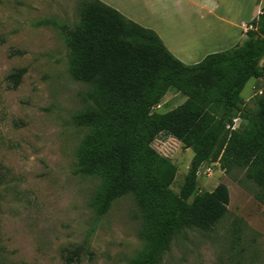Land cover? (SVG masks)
Here are the masks:
<instances>
[{
	"label": "rangeland",
	"instance_id": "1",
	"mask_svg": "<svg viewBox=\"0 0 264 264\" xmlns=\"http://www.w3.org/2000/svg\"><path fill=\"white\" fill-rule=\"evenodd\" d=\"M81 1L0 0V264H64L66 252L76 247L81 254L74 264H131L149 252L132 194L117 198L99 216L105 177L77 172L91 156L114 146L110 129L74 123L88 109L83 100L88 88L70 76L63 27L78 24ZM18 69L25 73L10 89L6 77ZM238 71V64L218 69L204 84L216 96ZM263 94L264 75L249 80L240 96L253 107ZM186 100L170 89L153 112L164 114ZM240 123L235 120L234 129ZM155 137L172 136L160 131ZM154 138L149 148L174 168L169 190L175 196L193 152L178 140L176 151L164 158ZM211 164L199 167L197 193L224 185L227 214L210 231L177 233L161 264H264L263 189L246 169L226 172L219 162Z\"/></svg>",
	"mask_w": 264,
	"mask_h": 264
},
{
	"label": "trees",
	"instance_id": "2",
	"mask_svg": "<svg viewBox=\"0 0 264 264\" xmlns=\"http://www.w3.org/2000/svg\"><path fill=\"white\" fill-rule=\"evenodd\" d=\"M77 14L76 26L63 27L72 56L70 76L88 88L83 96L88 109L75 116L74 123L114 132V146L91 156L77 172L105 177L99 216L114 200L132 194L149 252L131 264H161L177 233L210 231L227 214L229 195L224 185L197 193L203 163L219 162L226 172L246 169L264 191V94L253 107L240 96L249 80L264 75V11L248 25L240 44L208 54L194 65L176 59L152 30L98 0H82ZM3 42L0 36V45ZM232 64L239 65L236 78L215 96L204 78ZM24 73L18 69L9 74L8 87L15 89ZM170 89L187 100L164 114L154 113ZM235 119L241 121L237 129ZM160 131L193 152L175 196L169 190L173 166L149 148ZM80 254L79 247L67 251L64 264L76 263Z\"/></svg>",
	"mask_w": 264,
	"mask_h": 264
},
{
	"label": "crops",
	"instance_id": "3",
	"mask_svg": "<svg viewBox=\"0 0 264 264\" xmlns=\"http://www.w3.org/2000/svg\"><path fill=\"white\" fill-rule=\"evenodd\" d=\"M98 1L152 30L185 65L197 64L208 54L241 42L245 29L264 11V0Z\"/></svg>",
	"mask_w": 264,
	"mask_h": 264
},
{
	"label": "built area",
	"instance_id": "4",
	"mask_svg": "<svg viewBox=\"0 0 264 264\" xmlns=\"http://www.w3.org/2000/svg\"><path fill=\"white\" fill-rule=\"evenodd\" d=\"M235 120H238V119H235ZM233 129H234V127H233ZM153 142L155 144H158L160 147H162V150H164L166 152L163 155L164 158H168V156H170V154L168 152L176 151V149L180 145L179 141L173 137H167V138L155 137ZM213 165H217V164L216 163L211 164V166H213Z\"/></svg>",
	"mask_w": 264,
	"mask_h": 264
}]
</instances>
